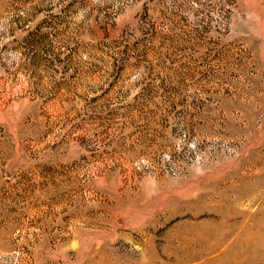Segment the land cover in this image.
<instances>
[{"label":"rangeland","instance_id":"1","mask_svg":"<svg viewBox=\"0 0 264 264\" xmlns=\"http://www.w3.org/2000/svg\"><path fill=\"white\" fill-rule=\"evenodd\" d=\"M0 264H264V0H0Z\"/></svg>","mask_w":264,"mask_h":264}]
</instances>
